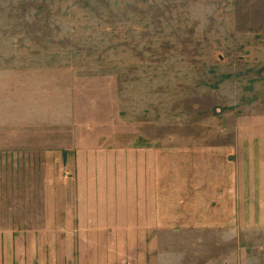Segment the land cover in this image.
Masks as SVG:
<instances>
[{
	"label": "rangeland",
	"instance_id": "1",
	"mask_svg": "<svg viewBox=\"0 0 264 264\" xmlns=\"http://www.w3.org/2000/svg\"><path fill=\"white\" fill-rule=\"evenodd\" d=\"M235 136L264 137V0H0V264L138 251L100 242L89 262L60 233L78 151ZM157 246L160 264H264V227L170 229Z\"/></svg>",
	"mask_w": 264,
	"mask_h": 264
},
{
	"label": "crops",
	"instance_id": "2",
	"mask_svg": "<svg viewBox=\"0 0 264 264\" xmlns=\"http://www.w3.org/2000/svg\"><path fill=\"white\" fill-rule=\"evenodd\" d=\"M133 149L125 147L108 157L96 151L76 154L73 189L62 200L73 202L74 213L66 205L60 233L89 249L84 260L91 262L89 256L100 242L103 247L110 242L123 250L137 245L138 251L114 254L109 262L129 264L131 258L140 264H160L165 257L157 245L166 230L219 227L233 233L264 227L263 136H235L221 145ZM46 185L43 202H52V187Z\"/></svg>",
	"mask_w": 264,
	"mask_h": 264
}]
</instances>
